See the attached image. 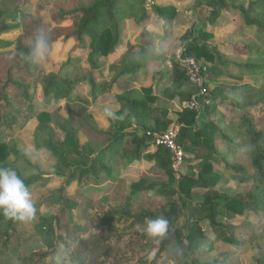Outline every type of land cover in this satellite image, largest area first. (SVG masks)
Listing matches in <instances>:
<instances>
[{"label": "trees", "instance_id": "obj_1", "mask_svg": "<svg viewBox=\"0 0 264 264\" xmlns=\"http://www.w3.org/2000/svg\"><path fill=\"white\" fill-rule=\"evenodd\" d=\"M38 1L41 9L54 7L51 25L41 23L35 13L22 14L20 7L30 0H19L15 12L22 15V34L12 51L0 53V138L15 136L28 122L36 121L35 147L49 153L56 165L52 173L39 172L16 144L0 142V177L13 173L16 178L0 185V264H241L234 251L209 263L192 256L205 239L203 223L210 224L219 241L241 246L221 220L242 217L249 211L264 217V0L246 6L229 0H204L210 11L207 24L214 26L230 9L245 27L258 30V40L232 47L236 54L247 57L245 63L231 62L222 47L210 44L212 32L200 31L196 36L191 29L179 38L184 55L202 65L213 85L209 95L201 98L203 111L210 118L205 125L199 126L198 113L184 106L196 88L175 60L170 82L161 93L169 101L177 100L181 110L173 114L158 106L153 84L142 88L140 98L128 92L116 95L119 110L109 128L98 131L105 137L100 148L82 141L73 124L74 112L57 121L40 108L37 94L43 101L75 104L79 101L76 90L85 82L95 102L111 92L121 78L137 75L157 58L152 34L142 29L139 50L127 51L112 65L111 76L103 84L84 77L80 65L72 60L57 73L46 74L38 62L41 46L73 39L79 49L88 41L86 61L100 71V60L116 53L124 42V21L143 26L153 12L168 34L176 26L177 9L150 0ZM9 17L0 7V36L12 28ZM223 77L238 82L251 77L254 82L231 85L221 83ZM220 106L238 113L234 126L222 124ZM174 123L179 126L176 142L184 160L191 158L193 163L186 175L174 171L168 149L155 146L143 133H163ZM217 137L226 152H221ZM138 162L153 164L166 175L167 183L140 179L127 185L121 173ZM221 165L230 177L250 189L234 196L218 191L222 176L216 166ZM57 178L62 179L60 188L48 190ZM106 182L116 184L113 192L98 200L85 197V189ZM194 190L205 191L198 203H194ZM137 196L139 200H135ZM43 209L51 213H43ZM181 219L185 220L184 230L178 228ZM253 242L258 253L254 264H264V228ZM60 247L66 261L59 260Z\"/></svg>", "mask_w": 264, "mask_h": 264}, {"label": "rangeland", "instance_id": "obj_2", "mask_svg": "<svg viewBox=\"0 0 264 264\" xmlns=\"http://www.w3.org/2000/svg\"><path fill=\"white\" fill-rule=\"evenodd\" d=\"M236 5H247L253 0H229ZM19 0H0V7L9 13V25L12 27L7 33L0 36V53L12 51L15 48L18 37L22 34L21 28V13H35L41 23L51 25V17L54 13V7L40 8L38 0H30L28 5L22 4L20 7L21 13H16L15 8ZM157 6H175L177 9L176 26L174 29L165 33L164 23L153 12H149L148 20H145L143 26L136 25L133 21L127 20L123 23V39L122 46L116 53L109 58L101 59L100 71L93 70L86 61L89 53L88 41L77 49L73 39H61L51 46L43 44L39 51L38 62L44 68L46 74L57 73L58 70L67 61L72 60L80 65L81 74L86 78L94 79L98 84L106 83L111 76L110 68L112 65L121 60L127 51L139 50V36L143 28H146L152 34V37L158 47V57L147 64L137 75L125 76L121 78L116 85L111 89V92L99 97L95 102H92L90 97V85L81 83L78 87L76 97L79 101L71 104L67 101L47 102L43 101L40 93L37 94L40 108L47 110L53 114L54 119L59 121L67 119L73 114V124L79 131L82 141L89 142L92 145L100 148L105 144V137L99 132L106 131L110 126V121L115 118L116 112L119 110V105L116 102V95L128 92L136 98L142 97V88L146 84H153L154 91L159 97L158 106L166 107L173 114L181 110L177 100L169 101L162 96L163 89L168 85L172 62L176 60L177 55L184 47L179 38L188 30H193L198 36L200 31L207 30L215 34V38L210 41L212 44H217L225 48V55L228 60L236 63H245L246 56L235 54L233 46H244L250 41L259 39V32L256 28L245 27L235 12L227 10L221 18L218 25L212 28L208 26L206 18L209 16V8L204 5V0H150ZM149 2L147 1V4ZM149 5V4H148ZM223 12V13H224ZM50 32H47L48 36ZM7 45H4V44ZM254 79L246 77L243 82H238L228 77H223L219 81L221 83L231 85H241L244 83H252ZM213 85L210 84V89ZM89 100L88 103L80 102ZM84 109V111L81 110ZM218 112L223 114V125L234 126L238 120V113L227 107L220 106ZM176 118L174 117V120ZM210 118L202 111L199 115V126L205 125ZM36 127V121H30L24 129L17 135H6L0 138L1 143H14L18 149L23 151L31 164L42 173H52L56 165V161L45 150H37L33 141V132ZM56 131L61 135L60 131ZM99 131V132H98ZM62 138V135L60 136ZM217 142L221 148V152H226L224 142L217 137ZM153 151V148L152 150ZM13 158L10 161L13 162ZM191 158L183 160V164L178 175H186L189 173L188 167L192 165ZM216 171L222 176V182L216 188L221 193L229 196H234L240 192H245L250 189L248 185H244L240 180L230 177L224 169V166H216ZM121 179L130 185L133 182L145 179L156 184L167 183L166 175L157 169L153 164L147 162H138L131 165L128 169L121 173ZM16 181L13 173L8 177H0L1 183ZM62 179L52 181L47 189L55 190L60 188ZM116 184L106 182L102 187H89L83 191L85 197L89 200H98L104 194L113 192ZM194 203L202 200L205 191L194 190ZM154 195V194H153ZM139 200V196L135 197ZM161 200V198H159ZM176 200H178L176 198ZM51 213L49 209H43V213ZM235 233L237 239L242 242L241 246L226 244L217 239L208 222L203 223L205 231V239L202 241L200 248L196 250L192 256L194 260L200 263H209L218 258V256L227 251H234L240 255L241 264H254L258 256L257 247L253 242V238L258 235L264 228V217L252 211L246 212L242 217H236L232 220H221ZM248 227L246 229L244 227ZM185 220L181 219L178 223V228L184 230ZM59 260L66 261L67 258L63 249H59ZM168 264H174L170 262Z\"/></svg>", "mask_w": 264, "mask_h": 264}, {"label": "built area", "instance_id": "obj_3", "mask_svg": "<svg viewBox=\"0 0 264 264\" xmlns=\"http://www.w3.org/2000/svg\"><path fill=\"white\" fill-rule=\"evenodd\" d=\"M184 46V45H183ZM185 47L177 55L176 60L179 62L180 68L186 73L189 81L196 88L195 94L191 100L184 104L189 110L195 111L200 115L203 111L201 98L209 95L210 83L204 74L202 65L194 58L184 55ZM179 132V126L172 124L165 132L158 133L153 131L143 132L147 137L151 138L155 146L165 147L172 154L173 169L178 172L184 160V153L178 146L176 139Z\"/></svg>", "mask_w": 264, "mask_h": 264}, {"label": "crops", "instance_id": "obj_4", "mask_svg": "<svg viewBox=\"0 0 264 264\" xmlns=\"http://www.w3.org/2000/svg\"><path fill=\"white\" fill-rule=\"evenodd\" d=\"M174 7H175V6H174ZM229 10H230V9H229ZM226 11H227V10H226ZM226 11H225V12H226ZM231 11H232V10H231ZM225 12L222 13L220 19L217 21V23H216L214 26L218 25V23L220 22L221 18H222L223 15L225 14ZM208 26L211 27V28L213 27V26H211V25H209V24H208ZM249 28H250V27H249ZM203 31H207V30H203ZM208 32H211V31H208ZM212 33H213V32H212ZM213 34H214V33H213ZM198 35H199V34H198ZM181 37H182V36H181ZM214 38H215V34H214ZM214 38H213V39H214ZM213 39H212V40H213ZM210 41H211V40H210ZM210 44H212V43H210ZM213 45H215V44H213ZM216 45H217V44H216ZM217 46H220V45H217ZM220 47H222L223 52H225V48H223V46H220ZM158 51H159V50H158ZM233 52L235 53V51H233ZM235 54H236V53H235ZM239 55H240V54H239ZM157 57H158V56H157ZM154 60H155V59H154ZM150 62H151V61H150ZM150 62H149V63H150ZM149 63H148V64H149ZM171 67H172V66H171ZM171 67H170V68H171ZM170 77H171V71H170ZM170 79H171V78H170ZM170 79H169V80H170ZM169 82H170V81H169ZM180 108H181V107H180ZM171 117H172L173 121L175 122V120H176V119L174 120V117H175V116H171ZM174 124H175V123H174Z\"/></svg>", "mask_w": 264, "mask_h": 264}]
</instances>
